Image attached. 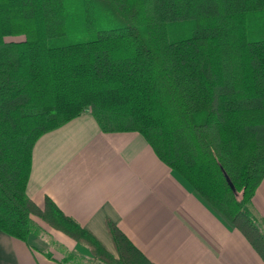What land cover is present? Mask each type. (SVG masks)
Masks as SVG:
<instances>
[{
  "label": "trees",
  "instance_id": "trees-1",
  "mask_svg": "<svg viewBox=\"0 0 264 264\" xmlns=\"http://www.w3.org/2000/svg\"><path fill=\"white\" fill-rule=\"evenodd\" d=\"M86 112L141 134L264 261V0H0V231L28 242L37 217L105 264H154L27 194L38 140Z\"/></svg>",
  "mask_w": 264,
  "mask_h": 264
},
{
  "label": "crops",
  "instance_id": "crops-1",
  "mask_svg": "<svg viewBox=\"0 0 264 264\" xmlns=\"http://www.w3.org/2000/svg\"><path fill=\"white\" fill-rule=\"evenodd\" d=\"M27 194L40 208L52 200L109 250L112 222L154 264H264L141 134L105 133L89 112L38 140ZM251 211L264 232V180ZM64 238L70 251L81 249ZM0 264L66 263L35 240L0 231Z\"/></svg>",
  "mask_w": 264,
  "mask_h": 264
},
{
  "label": "rangeland",
  "instance_id": "rangeland-1",
  "mask_svg": "<svg viewBox=\"0 0 264 264\" xmlns=\"http://www.w3.org/2000/svg\"><path fill=\"white\" fill-rule=\"evenodd\" d=\"M21 40H23L22 37L8 39V41H21ZM240 197L241 196H239L238 199H240ZM44 207L43 208L41 207V208L44 209ZM34 220H35V222H37L39 224L42 231L33 240L37 241L40 246L47 248V251H49L50 254H54V255L59 256L63 261L66 258H68V256H73L75 263L105 264L104 262H101L99 259L94 258V256L91 254H89V257L82 254V253H90L89 249L83 244H79L81 247V249L79 248L80 251L79 250L78 251H74V250L70 251L69 248L63 242L66 240L64 238V236L68 237L67 235H65L63 232H61L59 230L54 229L49 224L45 223L44 221L40 220L37 217H34ZM68 238L71 239L70 237H68ZM71 240L73 241V243H75V241L73 239H71ZM81 250L83 252H81ZM106 250L111 255H113L116 259H118V252L114 246V243H113L111 250H109L107 248H106ZM74 262H72V263H74Z\"/></svg>",
  "mask_w": 264,
  "mask_h": 264
},
{
  "label": "water",
  "instance_id": "water-1",
  "mask_svg": "<svg viewBox=\"0 0 264 264\" xmlns=\"http://www.w3.org/2000/svg\"><path fill=\"white\" fill-rule=\"evenodd\" d=\"M228 183L230 184L231 188L234 189L232 183L230 182V180L228 179Z\"/></svg>",
  "mask_w": 264,
  "mask_h": 264
}]
</instances>
